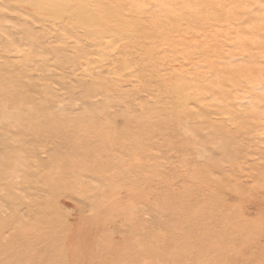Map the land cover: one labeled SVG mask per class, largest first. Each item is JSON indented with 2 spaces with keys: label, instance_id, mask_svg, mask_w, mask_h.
<instances>
[{
  "label": "rangeland",
  "instance_id": "obj_1",
  "mask_svg": "<svg viewBox=\"0 0 264 264\" xmlns=\"http://www.w3.org/2000/svg\"><path fill=\"white\" fill-rule=\"evenodd\" d=\"M31 5L0 0V83L22 96L0 95V264H264V152L250 131L263 115L241 118L233 139L224 119L185 107L194 75L179 70L184 53L158 17L148 27L157 20L165 38L152 31L149 52H121L123 65L101 71L99 47L83 52L88 39ZM218 31L243 52L248 34Z\"/></svg>",
  "mask_w": 264,
  "mask_h": 264
},
{
  "label": "bare ground",
  "instance_id": "obj_2",
  "mask_svg": "<svg viewBox=\"0 0 264 264\" xmlns=\"http://www.w3.org/2000/svg\"><path fill=\"white\" fill-rule=\"evenodd\" d=\"M17 1L18 0H10L12 4L13 2L15 3ZM19 2H21V4L31 3L32 4L31 6H33V9L30 10V12L34 17L38 19L39 18L40 19L55 18L58 21H60V24L62 22H66L65 24H63V26L69 32L78 31L81 34L80 35L81 37H84L89 40L86 46L83 45L81 48H79L80 50H83V52L93 53L95 51V48L99 47L98 48L99 51L96 54L97 58L95 59L94 64L98 68H101L100 69L101 71L102 70H106V71L113 70L118 65H123L124 64L123 62H125V60L122 59L121 57L118 58V55L121 52L148 51L150 49V46H147L149 42V41L147 42V40L151 39V37L152 38L154 37V36H151L152 31L153 32L156 31L154 32V34L158 33L159 38L160 37L162 38L165 36V35L164 36L161 35V34H165V31L167 30L165 25L162 26L165 28H159V27L158 29L153 28L155 27L154 23L157 22V20H155L156 22L154 21V23H150L152 24L151 27L153 26L150 29L148 26H149V22L151 21L147 22L149 18L151 20L153 17H158V19L160 18V20L167 22L168 24H170L169 27L171 28V31L176 37L177 48L175 52L178 51L179 53L180 51L181 54L184 53L182 55L184 63H182V67H180L179 70L188 75H194V81L189 80L190 82L188 81L187 83L188 92L186 93V95L185 94L182 95L184 97L183 101L185 102L184 103L185 107L196 108V116L198 117H204L207 114L212 113L214 118L220 117L221 119H224L225 120L224 125H223L224 128L226 127L234 128V129H231L230 131H227L228 134L231 133L230 136L232 135V133H234L233 139H238V137L240 136L239 133L236 132V130L238 131L240 129H236V127L239 126L238 122H240L241 118H243L244 116L246 117V116L263 115L262 117H259L258 120L257 119H255L254 121L251 120L252 123L250 125V128H251L250 131L251 133H253L251 135H253L256 140V148H255L256 152L257 153L264 152V96H262L264 91H261L262 89L260 90V87L264 84V25H260V23L262 24L261 20H264V0H19ZM153 10H155L154 13L152 12ZM21 16L23 17V15ZM28 19H29L28 21L30 22V18ZM255 22H259V23L255 24ZM28 26L29 25H27L26 27ZM23 27H24V24H23ZM39 27H42V26H39ZM55 27L56 26H54V28ZM218 28L221 30H224L226 34L237 33V32H245L246 34H248V39H246L245 41H242L243 52H241V40L240 41L237 39L229 40L228 39L229 35H224V36L216 35L217 31L219 30ZM148 30H149V33L147 32ZM32 31L35 32L36 30L33 29ZM215 31L216 33H214L215 34L214 36L213 32ZM37 32L36 34L38 35L39 33ZM166 32L168 33L170 32V30ZM222 32L220 31L219 33L218 31L219 34H222ZM23 39L24 38L22 35L14 34L10 36L9 40L7 41L9 45L14 46L22 42ZM99 39H101L103 42L99 43L98 42ZM228 41L230 42L232 41V43L229 44ZM76 42L78 41H75V43ZM202 43H205V44L207 43V45L204 44L205 46H203ZM248 43H251V47L247 48ZM156 45H154V47ZM162 46H165V43ZM175 47L176 46L174 47L170 46V49L172 50V48H175ZM76 48L77 47H75V50ZM226 50H232V52H226ZM52 52H55V51H52ZM16 53L20 54V57H22V55L24 54L22 51H17V50H16ZM227 59L229 60L231 59V62L233 59L243 61L244 65L242 67L241 65L231 66L229 68H227V66L223 67L222 63L226 61ZM88 60L87 59L85 60L86 64L91 65V62L89 63ZM127 64H126V67L129 66V64L128 65ZM198 67L201 69H199V71H196V70L194 71V69ZM42 69L44 68L42 67ZM85 69L84 71L86 72ZM183 75L184 74L182 73L181 78H183ZM242 75H244V77H246L244 79L247 80V81L243 80L246 84H241V85H244V88L243 86L239 85L240 81L241 83H243L241 80ZM5 78L7 77L6 76L1 77L0 79L5 80ZM96 79L99 82L102 81V82L108 83L107 81L109 80V76H108V80H103L104 77L102 76L99 78H95L93 80H96ZM105 79H107V77ZM211 80L213 81L214 84L211 82ZM1 83H0V86H2ZM10 86L9 84L2 86L5 88H2L3 94H0V95H5L7 98L13 100L12 102L14 103H19L17 102V99L22 97L20 94L21 89L19 90L18 88L20 87V85L13 86L12 84ZM254 89H257V91L259 90L258 91L259 93L260 91L263 93L259 95L254 94L252 93ZM96 91L99 92V89ZM107 91L109 95V89ZM90 95L88 96L90 97ZM88 96H86V98H88ZM111 97H113V95ZM248 97L251 98V99L249 98L250 101H248L247 104L242 106L243 102H246ZM120 98L121 97H119V100ZM104 101L106 100H103V102ZM79 102H80V99H79ZM73 104L74 103H72L71 105ZM105 105H107V102ZM106 110H109V109L106 108L105 111ZM190 110H193V109L190 108ZM193 111H195V109ZM192 116L190 114V118H192ZM7 117H10V116H7ZM149 123L150 122L146 124L149 125ZM187 123L189 125V121ZM154 124H155V121H154ZM199 124L200 122L198 123V125ZM191 126H192V123H191ZM248 126H247V129L249 130ZM193 127L196 128L195 125ZM219 127L217 126V128ZM215 129L216 128H214L213 130ZM198 130L199 129H197V131ZM201 133L199 135H201ZM247 136L249 137V135H245L244 137H247ZM208 137H210V135ZM131 141H133V139L130 140V142ZM197 141H199V139ZM199 143H201V141ZM199 143H198V146H199ZM218 144H221V143H218ZM208 148L209 147H207V149ZM212 148L214 149L215 147H212ZM198 150H201V149H198Z\"/></svg>",
  "mask_w": 264,
  "mask_h": 264
}]
</instances>
